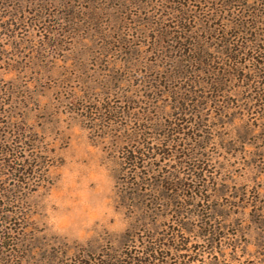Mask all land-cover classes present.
<instances>
[{
    "label": "rangeland",
    "instance_id": "rangeland-1",
    "mask_svg": "<svg viewBox=\"0 0 264 264\" xmlns=\"http://www.w3.org/2000/svg\"><path fill=\"white\" fill-rule=\"evenodd\" d=\"M148 263L264 264V0H0V264Z\"/></svg>",
    "mask_w": 264,
    "mask_h": 264
},
{
    "label": "trees",
    "instance_id": "trees-1",
    "mask_svg": "<svg viewBox=\"0 0 264 264\" xmlns=\"http://www.w3.org/2000/svg\"><path fill=\"white\" fill-rule=\"evenodd\" d=\"M147 254H148V253H147ZM148 255H149V254H148ZM149 256H150V257H153V256H151V255H149ZM140 261H141V262H144V260H143V259H140ZM148 264H149V263H148Z\"/></svg>",
    "mask_w": 264,
    "mask_h": 264
}]
</instances>
